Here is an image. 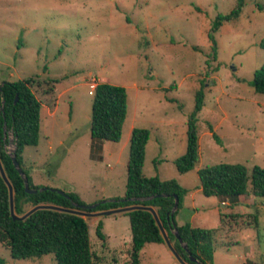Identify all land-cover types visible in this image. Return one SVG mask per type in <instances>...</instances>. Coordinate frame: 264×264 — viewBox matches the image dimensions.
Wrapping results in <instances>:
<instances>
[{"label": "rangeland", "instance_id": "obj_1", "mask_svg": "<svg viewBox=\"0 0 264 264\" xmlns=\"http://www.w3.org/2000/svg\"><path fill=\"white\" fill-rule=\"evenodd\" d=\"M237 6L238 0H0V83L32 78L42 104L38 144L22 154L33 185L75 194L85 205L122 198L131 131L146 129L143 175L176 180L187 191L177 226L214 230L212 264H264V197L252 195L250 183L236 205L206 197L197 175L220 164L264 168V94L251 85L264 63V0H243L230 17ZM218 17L230 19L214 30ZM91 83L126 90L118 143L90 137ZM198 92V162L181 175L174 161L186 152ZM6 138L9 153L12 134ZM93 213L81 217L94 264H125L128 216ZM99 222L104 240L96 236ZM139 256L140 264H181L165 241L145 245ZM0 264L57 263L52 254L14 260L0 243Z\"/></svg>", "mask_w": 264, "mask_h": 264}, {"label": "trees", "instance_id": "obj_2", "mask_svg": "<svg viewBox=\"0 0 264 264\" xmlns=\"http://www.w3.org/2000/svg\"><path fill=\"white\" fill-rule=\"evenodd\" d=\"M242 5L243 0H238V6L230 17H237ZM258 9L264 10V7L260 6ZM228 19L230 18L218 17L214 30H217L222 20ZM212 40L214 41L213 37ZM260 47L264 50V40ZM33 82L32 78L3 82L0 90V163L13 189V211L15 216L22 217L27 213L26 206L32 209L39 205H50L72 212L40 209L23 220H14L10 213L8 187L0 174V243L9 251L11 258L27 260L52 254L57 264H94L95 256L92 253L88 225L75 212L93 213L140 206L155 210L167 238L174 242V249L183 262L197 264L191 261L187 251L183 249L182 245H185L190 256L199 263L212 264L214 230L193 228L190 224L177 226L175 222L187 191L176 180L146 178L142 173L145 148L149 140V131L146 129L133 128L131 131L126 190L122 198L99 204L93 210H86L82 208L85 204L75 194H60L56 189L33 185L23 168L22 160L24 148L36 146L39 139L42 104L31 89ZM251 85L255 93L264 94V63L255 72ZM92 96L91 139L118 143L127 116L125 88L98 83ZM202 106L203 93L198 92L194 112L188 122L186 152L174 161L175 168L181 175L192 171L198 162L195 117ZM8 132L12 134L16 161L28 179L29 188L36 190L34 194L25 192L23 180L6 150ZM197 175L201 192L206 197H218L222 202L229 200L232 205H236L239 197L246 195L248 183L252 195L264 197V168L253 167L249 171L242 164H220L199 169ZM150 196L156 197L148 201L138 200ZM175 196L179 199V207L171 217L169 214L174 206ZM125 214L129 218L131 232V247L125 264H140L139 253L144 246L162 244L164 237L149 211L140 209ZM173 223L176 228L172 227ZM102 227L101 222L96 227V236L100 240L106 238ZM176 232L181 243L175 237Z\"/></svg>", "mask_w": 264, "mask_h": 264}, {"label": "water", "instance_id": "obj_3", "mask_svg": "<svg viewBox=\"0 0 264 264\" xmlns=\"http://www.w3.org/2000/svg\"><path fill=\"white\" fill-rule=\"evenodd\" d=\"M3 83L0 84V90H1V87H2ZM15 101H17V97L15 99ZM12 142V140L10 141ZM10 156H11V159H12V163H13V166L14 168L17 170V172L19 173L20 177L22 178L23 180V183H24V188H25V192L28 193V194H34L36 193V190L34 189H30L29 188V184H28V179L27 177L25 176L24 172L22 171L20 165L18 164V162L16 161V157H15V148L9 152ZM0 174L4 180V182L6 183L7 187H8V191H9V197H10V213L13 217L14 220H17V219H25L26 217H28L29 215H31L33 212H35L36 210H40V209H49V210H55V211H60V212H67V213H70L72 211H69V210H64V209H61V208H58V207H54V206H50V205H39V206H36L32 209H30L25 215H23L22 217H17L15 216L14 214V211H13V189L10 185V183L8 182L6 176H5V173L3 171V168L1 166V163H0ZM60 194H64L63 192L61 191H58ZM156 196H150V197H146V198H142V199H138L140 201H148V200H151L153 198H155ZM166 197V195H165ZM137 200V199H136ZM111 200H107V201H102L100 203H96V204H93V205H85V206H82V208L86 209V210H93L95 209L99 204H104L106 202H109ZM178 207H179V199L177 196H175V200H174V206L170 212V216L172 217L174 215V213L178 210ZM147 210L149 211L154 220H155V223L157 225V227L159 228L162 236L164 237V241L167 243V245L169 246L170 250L172 251V253L175 255V257L180 261L181 264H186L185 262H183L178 254L176 253L175 249L173 246H171L170 244V241L169 239L167 238L166 234H165V231L164 229L162 228V225L158 219V216L155 212V210L153 208H150V207H140V206H130V207H124V208H118V209H112V210H107V211H100V212H95L93 213L94 216H110V215H116V214H120V213H126V212H130V211H134V210ZM78 216H83V215H90V213H87V212H75ZM172 227L173 228H176V225L173 223L172 224ZM175 237L179 240V242L181 243V240L179 239V235L178 233L176 232L175 233ZM183 249L185 251H187L190 259L192 262L194 263H197V264H202V263H199L196 259H194L193 257L190 256V253L187 249V247L185 245H182Z\"/></svg>", "mask_w": 264, "mask_h": 264}, {"label": "built area", "instance_id": "obj_4", "mask_svg": "<svg viewBox=\"0 0 264 264\" xmlns=\"http://www.w3.org/2000/svg\"><path fill=\"white\" fill-rule=\"evenodd\" d=\"M96 85H97V84H95V83H91V84H89V94H90V95H93V92H94V90H95V88H96Z\"/></svg>", "mask_w": 264, "mask_h": 264}, {"label": "crops", "instance_id": "obj_5", "mask_svg": "<svg viewBox=\"0 0 264 264\" xmlns=\"http://www.w3.org/2000/svg\"><path fill=\"white\" fill-rule=\"evenodd\" d=\"M241 197V196H240ZM240 197H239V200H240Z\"/></svg>", "mask_w": 264, "mask_h": 264}]
</instances>
